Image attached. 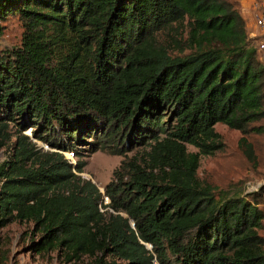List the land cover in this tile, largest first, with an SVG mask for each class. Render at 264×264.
Masks as SVG:
<instances>
[{
	"label": "trees",
	"instance_id": "trees-1",
	"mask_svg": "<svg viewBox=\"0 0 264 264\" xmlns=\"http://www.w3.org/2000/svg\"><path fill=\"white\" fill-rule=\"evenodd\" d=\"M16 15L21 46L0 51V150L11 149L0 232L32 223L31 249L70 261L264 264V185L217 193L199 177L201 156L224 149L219 123L242 133L241 150L259 164L249 136L264 135V64L240 3L0 0V24ZM31 121L54 151L31 141ZM83 134L115 154L145 148L116 171L107 204L82 180L86 162L64 156Z\"/></svg>",
	"mask_w": 264,
	"mask_h": 264
},
{
	"label": "rangeland",
	"instance_id": "rangeland-1",
	"mask_svg": "<svg viewBox=\"0 0 264 264\" xmlns=\"http://www.w3.org/2000/svg\"><path fill=\"white\" fill-rule=\"evenodd\" d=\"M2 35L0 36V51L5 52L21 46L24 26L19 16H10L0 24ZM165 38V34L163 35ZM257 38L253 44L258 46L262 40ZM162 39V35H161ZM260 60H264L259 54ZM19 119L21 126L28 122L27 119ZM102 129L101 122H99ZM19 128V126H18ZM16 127L13 131H16ZM25 133L30 136L31 141L43 151H54L47 142L39 140V135H44L45 128L37 121L30 122L25 128ZM217 132L221 135L224 149L215 155H202L199 177L207 183L216 187L217 193L228 192L230 194H245L260 189L264 185V135H250L249 139L254 143L258 155L259 164L255 167L244 155L239 146L242 133L219 123L216 125ZM109 140L98 141L94 134L80 135L77 141L70 143L73 150L64 152L65 158L77 165L78 161H85L86 166L80 174L83 181L96 184L102 193L104 203L110 202L106 196V187L116 178V171L120 170L124 161L145 152L143 146H137L126 154H115L116 146ZM106 146V147H105ZM190 151H198L193 146H188ZM11 149L0 150V164L9 159ZM118 179V177H117ZM128 178H124V183ZM34 224L24 222H13L4 228L0 235L2 245L9 249V257L5 264H98L96 258L82 256L80 259L68 260L65 254L53 251L48 254H38L31 249L34 243ZM261 235L264 236V230ZM39 235L35 238L39 239ZM109 260V259H107ZM158 264V263H156Z\"/></svg>",
	"mask_w": 264,
	"mask_h": 264
},
{
	"label": "crops",
	"instance_id": "crops-1",
	"mask_svg": "<svg viewBox=\"0 0 264 264\" xmlns=\"http://www.w3.org/2000/svg\"><path fill=\"white\" fill-rule=\"evenodd\" d=\"M240 3L241 13L246 20L248 30L253 37H260L263 31L257 27L256 17L258 15V0H236Z\"/></svg>",
	"mask_w": 264,
	"mask_h": 264
},
{
	"label": "built area",
	"instance_id": "built-area-1",
	"mask_svg": "<svg viewBox=\"0 0 264 264\" xmlns=\"http://www.w3.org/2000/svg\"><path fill=\"white\" fill-rule=\"evenodd\" d=\"M258 15L256 17V24L264 34V0H258L257 7ZM262 40L258 44V50L261 55V58L264 60V35L260 36Z\"/></svg>",
	"mask_w": 264,
	"mask_h": 264
}]
</instances>
